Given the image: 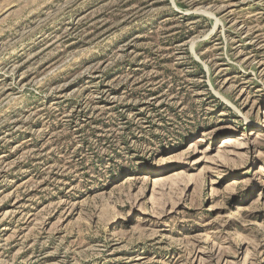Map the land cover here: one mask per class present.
Here are the masks:
<instances>
[{"label": "rangeland", "instance_id": "374dc122", "mask_svg": "<svg viewBox=\"0 0 264 264\" xmlns=\"http://www.w3.org/2000/svg\"><path fill=\"white\" fill-rule=\"evenodd\" d=\"M0 264H264V0H0Z\"/></svg>", "mask_w": 264, "mask_h": 264}]
</instances>
